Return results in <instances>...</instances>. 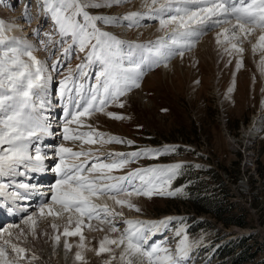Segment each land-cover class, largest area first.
Segmentation results:
<instances>
[{"label": "snow or ice", "instance_id": "obj_1", "mask_svg": "<svg viewBox=\"0 0 264 264\" xmlns=\"http://www.w3.org/2000/svg\"><path fill=\"white\" fill-rule=\"evenodd\" d=\"M124 2L106 0L104 6ZM37 3L51 21L52 30L43 32V37L36 41L7 35L9 28L0 19V177L8 178V182L0 183V198L15 202L41 195L45 199L35 212L22 217L26 227L15 223L0 229V264H32L39 259L35 252L29 255L30 250L18 241L26 240L28 235L36 237L38 221L46 217L65 219L63 232L53 236L57 245L61 236L79 237V250L74 255L80 264H89L88 252L98 257L107 253L102 264H189L197 244L190 239L182 220L174 231V237L179 238L174 246L166 240L150 243L177 218L133 219L125 217L123 211L125 207L141 211L133 197L176 196L180 192L170 188L184 167L181 163L125 171L142 158L158 159L177 149L166 146L107 153L91 147L85 150V144H135L133 140L99 131L88 120L96 113L125 119L107 109L113 104L123 108L126 100L122 98L140 87L146 71L161 64L167 66L166 62L174 56L183 58L208 31L220 29L216 42L227 45L225 52L229 55L233 51L242 54L243 42L258 34L252 49L264 53V0H150L145 5L149 18L158 20L163 35L147 43H128L127 47L126 42L99 25L128 21L132 26L142 18L140 12L119 17L95 15L90 10L101 7L98 0ZM30 7L29 4L26 8L28 19ZM34 32L41 37V29ZM38 51L48 55L38 58ZM79 53H84L83 61L75 69L69 68L58 82L64 116L62 139L74 146L79 142V150L64 143L55 147L43 145V138L52 135L44 112L52 107L48 95L53 74L61 72L63 61ZM242 64L241 58L237 69ZM260 67L264 72V55ZM85 128L88 130L83 131ZM49 171L58 178L47 192L36 184L14 179ZM13 187L16 190H8ZM0 210L14 214L10 204L0 203ZM93 221L97 222L95 226ZM120 221L122 226L117 227ZM105 225L109 234L99 240L98 247H89L83 229L103 231ZM50 226L59 229L54 222ZM64 247L71 251L73 244L65 240Z\"/></svg>", "mask_w": 264, "mask_h": 264}, {"label": "rangeland", "instance_id": "obj_2", "mask_svg": "<svg viewBox=\"0 0 264 264\" xmlns=\"http://www.w3.org/2000/svg\"><path fill=\"white\" fill-rule=\"evenodd\" d=\"M136 1L125 0L119 6L105 7L106 0H98L101 7L90 10L95 15L113 17L132 12L143 14L142 21L132 26L128 21L119 25H99L103 31L125 41V47L128 43L155 41L163 35L161 30H152L159 25L158 20L147 23L149 17L143 13L146 10L138 9L137 3L146 1ZM29 4L31 19L26 17ZM0 11L7 12L8 18L15 15L20 21L39 18L41 24L30 32L35 41L43 37V32L52 30V23L43 15L37 0H19V3L0 0ZM124 25L128 28L125 35L120 32ZM38 28L42 30L41 37L35 35L34 30ZM203 43L199 40L183 58L174 56L166 62L167 66L161 64L146 71L140 87L122 98L126 100L123 108L113 104L107 109L125 119H111L96 113L91 120L99 131L135 142L131 147L114 143L103 147L115 146L119 152L166 146L177 149L158 159L142 158L125 170L175 163L184 165L170 188L180 190L176 196L133 197L141 211L127 209L131 213V216L125 215L127 218L151 221L177 218L168 229H161L150 243L166 240L174 246L179 239L174 237V231L182 220L190 239L197 244L189 264H235L234 256L239 253L231 254L228 248L238 246L244 237L253 238L245 244L253 256L239 264H264V179L260 170H264V72L260 63L253 62L245 50L243 54L233 51L229 55L225 48L215 51L208 46L209 49L204 50ZM38 52L43 59L48 55ZM241 58L243 64L237 69ZM83 59L84 53H79L63 61L61 72H57L58 82L69 68L75 69ZM55 96L60 98L58 84ZM254 125L259 129L252 130ZM202 197L221 203L226 213L222 219L231 221L237 216L244 225L229 226L212 212L195 211L191 200ZM121 226L122 221L117 224ZM96 237L90 238L91 247H98ZM86 255L92 264H102L108 256L105 253L90 257L89 252Z\"/></svg>", "mask_w": 264, "mask_h": 264}, {"label": "bare ground", "instance_id": "obj_3", "mask_svg": "<svg viewBox=\"0 0 264 264\" xmlns=\"http://www.w3.org/2000/svg\"><path fill=\"white\" fill-rule=\"evenodd\" d=\"M4 1H6V0H4ZM8 1L11 2L12 0H8ZM137 1H136V3H137ZM140 2H145V3H141L140 5H139V3H137V5L139 7L138 9L146 10L145 12L143 11V13H145V15H148V9H147V7H145V5H146V3H150V0H141ZM137 5H136V7H137ZM6 11L9 13V10H6ZM0 12H1L0 13V19L4 20L6 26L9 28V31L7 32V35L21 37V38H30V39L34 40V38L30 36V34H31L30 32L31 31H29V29H28L29 23L26 22L28 20H23V21L16 20V19H18V17L17 16L15 17V15L11 16V18H8V17H6V13L7 12H4V13H3V11H0ZM145 17H147V16H145ZM148 17H149V15H148ZM145 20H146V18H145ZM151 20H152V22H155V19H152V18H148V21L147 20L146 21H147V23H149V22H151ZM141 21L142 20H140V22ZM33 24L35 25V22H34V20H31L30 21V25H33ZM125 24H127V23H125ZM152 30L153 31L154 30H157V31L160 30L159 25L156 27V29H155V27H153ZM124 31H128V28L125 25L122 28V31H120V32H123V34H124L125 33ZM157 31H155V32H157ZM218 31H220V29H216V30H213V31H208L205 35L200 37V43L201 42L205 43V44L204 43L201 44L203 49L205 48L204 50H208L209 49L208 46L210 48L214 49L215 51L216 50H220L221 51L223 48L227 47V45H225V44H217V42H216V34H217ZM257 38H258V34H254V35L248 37L243 42L242 47L244 48L245 51H247L248 57L250 56V58H251V60L253 62H255L256 64H259L261 56L264 55V53H262L259 49H257L255 52L252 49V44L257 43ZM206 47L208 49H206ZM36 55H37L38 58H41V56H42L39 52H36ZM245 55H246V52H245ZM41 59H43V58H41ZM164 70H166V68ZM56 85H57V75L54 73L53 74V81H52V83L49 86V95H48V98L51 101L52 107L44 112V115L47 117L48 123L50 124L49 131L52 133V135L46 136V137L43 138V145H51V146L55 147V146H58L60 143H64L66 146L74 147V150H79V142H77V144L74 146L72 142L63 141V139H62V132H63V127L62 126L64 124V116L62 118H60V107H59V104H58V97H56L54 95L55 94ZM257 122L260 123V121H257ZM257 122H256V124H257ZM88 123L93 124L91 119L88 120ZM61 128H62V131H61ZM255 129H259V126L258 125H254L252 130H255ZM82 130L83 131H87L88 129L85 128V129H82ZM54 137L56 138V140H55V143L52 144L51 140ZM83 147H84L85 150H87L90 147L93 148V149H100V151L105 152V153H107V152H119V150H117L115 146H113V147H111L109 149L108 147L105 148V147H103L100 144H96V145H87V144H85ZM120 152H122V151H120ZM49 154H51L50 151H49ZM50 163L51 162L46 161V164H50ZM27 176L15 177L14 179L16 181L25 182V181H27L26 178H25ZM56 178H58V177H56ZM33 181H35V180H33ZM6 182H8V178L0 177V183H6ZM52 182L44 181V182H42V184L50 183V185H51ZM8 190L9 191H14L16 189H15V187H13V188H10ZM20 191H23V190H20ZM43 192H47V191L43 190ZM37 196L38 197H36V195H32L30 199H27V200H32V203H25L23 201H15V202L8 201L9 204L12 206V208L15 209V211L18 214V216L15 219H13V220H1L0 219V229L5 228V227H7L10 224H15V223H21V227L22 228L26 227L21 222L22 221V217H26L27 215L32 214L33 212H35L37 210V208H38L39 203L43 199H45L44 196H41V195H37ZM108 203L111 204L112 202L108 201ZM20 209H27V211H21ZM117 210H120L119 206H117ZM123 211H124L125 215L131 216V213L128 212L126 207L123 209ZM0 215L4 216V214L1 213V212H0ZM53 222L56 223L57 225H59L58 231L51 228L50 225ZM96 223L97 222L93 221V225L94 226H95ZM64 226H65V219L63 217H57V218L46 217V218L38 221V228H37L36 237H32L31 235H28L26 240L18 241V243H20L21 246L26 247V248H28L30 250L29 251V255H31L32 252H35V254L39 257V259L36 260V261H33L32 264H80V262H77L75 260V255H74L75 252L79 250L76 247V244L79 242V237H67V238H65V237L61 236V242H60L59 245H57L56 242L53 239L54 235L63 232ZM104 228H105V230H103V231L89 230L87 227H85L83 229L84 235L87 238V241L90 242L89 243V247H91V245H92L91 244L92 241L90 240V238H92L94 236H97L98 239L100 240L105 235L109 234L108 231H107V225H105ZM111 235H115V234H111ZM65 240H67L68 243L73 244V248H72L71 251H68V250L65 249V247H64ZM93 254H94L93 252H89V256L90 257H92ZM89 264H92V263L89 262Z\"/></svg>", "mask_w": 264, "mask_h": 264}, {"label": "trees", "instance_id": "obj_4", "mask_svg": "<svg viewBox=\"0 0 264 264\" xmlns=\"http://www.w3.org/2000/svg\"><path fill=\"white\" fill-rule=\"evenodd\" d=\"M261 170V174L263 176L264 179V170L263 168L260 169ZM192 202V207L195 208V211L197 212H202V213H213L215 216H217L218 218H223V214H224V210L222 209L221 203L218 202L217 200H208L205 197L202 198H194L191 200ZM226 214V213H225ZM224 214V215H225ZM226 225H232V224H240V225H244V223L240 222L239 217L235 216L234 218H232L231 221L226 220V219H222ZM253 239V238H252ZM249 237H244L242 239H240L239 241V245L238 246H232L229 249L228 252H232L231 254H237L236 256H234V260L233 263L235 264H239V263H244L246 261H248L249 258H251L253 256V254H249L250 249L248 247H246V241L247 240H252ZM257 245V242L255 241V244ZM227 251V249H225ZM237 251V252H236ZM255 253V252H254Z\"/></svg>", "mask_w": 264, "mask_h": 264}]
</instances>
